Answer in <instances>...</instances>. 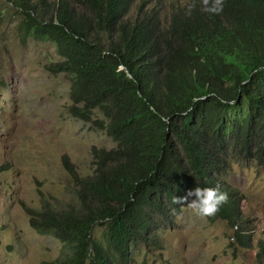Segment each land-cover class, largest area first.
<instances>
[{"label":"trees","instance_id":"16d2710c","mask_svg":"<svg viewBox=\"0 0 264 264\" xmlns=\"http://www.w3.org/2000/svg\"><path fill=\"white\" fill-rule=\"evenodd\" d=\"M2 1L19 16L22 44L55 47L61 60L46 69L70 77L69 115L115 144L91 148L86 177L62 158L69 202L22 204L29 227L61 245L41 264H133L132 247L158 241L186 206L173 199L198 186L228 194L207 219L252 247L253 225L226 178L233 160L264 165V0H224L218 15L202 0Z\"/></svg>","mask_w":264,"mask_h":264},{"label":"rangeland","instance_id":"374dc122","mask_svg":"<svg viewBox=\"0 0 264 264\" xmlns=\"http://www.w3.org/2000/svg\"><path fill=\"white\" fill-rule=\"evenodd\" d=\"M163 6L189 0H155ZM153 4V2H151ZM19 16L0 0V264L56 260L61 245L28 225L22 204L38 208L72 199V180L62 164L68 157L79 177L92 174V147H115L102 131L68 113L70 77L46 67L61 60L48 42H20ZM100 118V115H96ZM228 185L242 196V212L253 224L254 244L243 249L225 222L210 223L187 207L158 241L132 247L133 264H264V165L231 161ZM103 229L95 227L100 240ZM261 253V255H260Z\"/></svg>","mask_w":264,"mask_h":264},{"label":"clouds","instance_id":"9594fccd","mask_svg":"<svg viewBox=\"0 0 264 264\" xmlns=\"http://www.w3.org/2000/svg\"><path fill=\"white\" fill-rule=\"evenodd\" d=\"M202 2H203V5L205 6L204 10L206 12H208V13L218 15V14H220L223 11L224 0H202ZM194 8H195V3H190L187 6V9H186V15H190L191 12L194 10ZM226 181H227V178H226ZM227 200H228V194L226 192H224V191H221L219 186H216V187H199L198 186V187H195L194 189L189 190L186 193V195L183 196V197H175L173 199V203H175V204H185L197 216L206 217L207 218V217L215 216L219 212L220 207L224 203H226ZM242 204H243V202H242ZM245 219H247V218L245 217ZM231 231H232V239L234 240V238H233V230H231ZM252 235H253L252 236L253 237L252 245H253L255 243L254 242V232H253ZM259 243L261 245V242H258V244ZM258 244H257V247H259ZM261 248H263V247H261ZM243 249H245V248H243ZM262 253H263V250H262ZM260 255H261V253H260Z\"/></svg>","mask_w":264,"mask_h":264},{"label":"bare ground","instance_id":"6f19581e","mask_svg":"<svg viewBox=\"0 0 264 264\" xmlns=\"http://www.w3.org/2000/svg\"><path fill=\"white\" fill-rule=\"evenodd\" d=\"M249 226V225H248Z\"/></svg>","mask_w":264,"mask_h":264}]
</instances>
